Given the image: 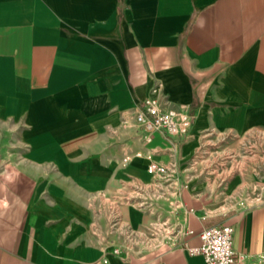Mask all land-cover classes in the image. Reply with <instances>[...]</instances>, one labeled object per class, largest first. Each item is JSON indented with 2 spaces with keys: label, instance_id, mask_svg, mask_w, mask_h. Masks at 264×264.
<instances>
[{
  "label": "crops",
  "instance_id": "obj_1",
  "mask_svg": "<svg viewBox=\"0 0 264 264\" xmlns=\"http://www.w3.org/2000/svg\"><path fill=\"white\" fill-rule=\"evenodd\" d=\"M223 225L264 264V0H0V264H205Z\"/></svg>",
  "mask_w": 264,
  "mask_h": 264
},
{
  "label": "built area",
  "instance_id": "obj_2",
  "mask_svg": "<svg viewBox=\"0 0 264 264\" xmlns=\"http://www.w3.org/2000/svg\"><path fill=\"white\" fill-rule=\"evenodd\" d=\"M134 120L147 139L155 131H163L169 136L187 135L191 117L185 111H176L161 105L155 98H145L135 107ZM147 172L160 180H169V169L156 162H150ZM233 228L228 225L210 227L199 233L201 244L189 249L202 255L205 264H236V253L232 247Z\"/></svg>",
  "mask_w": 264,
  "mask_h": 264
},
{
  "label": "rangeland",
  "instance_id": "obj_3",
  "mask_svg": "<svg viewBox=\"0 0 264 264\" xmlns=\"http://www.w3.org/2000/svg\"><path fill=\"white\" fill-rule=\"evenodd\" d=\"M137 244V243H136ZM138 244H141V243H138Z\"/></svg>",
  "mask_w": 264,
  "mask_h": 264
}]
</instances>
